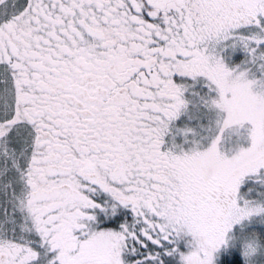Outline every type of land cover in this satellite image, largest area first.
<instances>
[{
	"label": "snow or ice",
	"instance_id": "1",
	"mask_svg": "<svg viewBox=\"0 0 264 264\" xmlns=\"http://www.w3.org/2000/svg\"><path fill=\"white\" fill-rule=\"evenodd\" d=\"M0 264H264V0H0Z\"/></svg>",
	"mask_w": 264,
	"mask_h": 264
}]
</instances>
